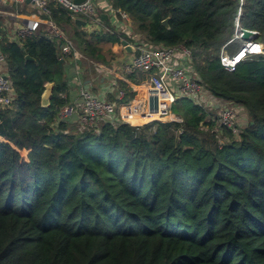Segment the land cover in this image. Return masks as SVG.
Listing matches in <instances>:
<instances>
[{
  "label": "trees",
  "instance_id": "obj_1",
  "mask_svg": "<svg viewBox=\"0 0 264 264\" xmlns=\"http://www.w3.org/2000/svg\"><path fill=\"white\" fill-rule=\"evenodd\" d=\"M101 1L110 11L98 7L94 19L109 31L119 11L132 36L188 49L204 89L243 108L246 125L238 120L234 135L179 99L172 112L181 122L81 129L58 119L69 103L64 41L46 24L18 41L0 28L3 71L15 91L0 110V264H264V58L233 72L219 64L238 0ZM49 10L43 19L65 33L82 63L108 64L102 43L129 41L122 30L87 33V22L76 23L55 0ZM239 25L264 43V0H244ZM126 77L138 85L144 74ZM115 83L125 92L120 102L133 98ZM45 84L53 87L42 109Z\"/></svg>",
  "mask_w": 264,
  "mask_h": 264
},
{
  "label": "built area",
  "instance_id": "obj_2",
  "mask_svg": "<svg viewBox=\"0 0 264 264\" xmlns=\"http://www.w3.org/2000/svg\"><path fill=\"white\" fill-rule=\"evenodd\" d=\"M20 6H28L32 9L29 17L22 16L26 21L23 26L13 31L11 40L32 35L36 31L42 17H49L50 0H3ZM64 6L70 13L72 19L84 17L86 21L85 30L91 34L109 31L96 22L95 0H83L79 4L72 0H55ZM244 0H238V8L234 18V32L231 39L227 41L219 52V64L223 70L233 72L236 67L246 60L255 57L264 58V43L251 39L241 41V30L239 20L242 16ZM120 16L117 23H129L128 16L117 11ZM20 18V16H13ZM43 23L52 29L53 36L64 41L61 46V55L69 58L76 53L75 45L51 20L44 19ZM247 30V29H246ZM112 32V31H109ZM113 33V32H112ZM130 44L133 49V57L122 66L127 75L144 74V79L139 81L133 91L136 97L127 102H119L124 98L125 92L117 90V101H109L104 96L93 94L85 88L79 90L77 102L68 103L58 113L61 121L70 120L75 117L81 129H98L100 125L109 123L116 125L124 122L130 126L133 119L153 118L160 122H181L179 117L172 114V107L179 99H187L208 113L207 120H216L217 126L228 129L234 135H238V117L243 108L228 102H222L214 98L203 85L193 71V55L183 45L174 47L153 46L146 43L141 36L133 35ZM240 42V45L232 51V46ZM6 58L0 52V110L9 108L15 99L13 83L3 71ZM143 90V93L141 92ZM152 120V121H153ZM151 121V122H152Z\"/></svg>",
  "mask_w": 264,
  "mask_h": 264
},
{
  "label": "crops",
  "instance_id": "obj_3",
  "mask_svg": "<svg viewBox=\"0 0 264 264\" xmlns=\"http://www.w3.org/2000/svg\"><path fill=\"white\" fill-rule=\"evenodd\" d=\"M94 3L96 6V11L99 8L103 10L107 9L108 11H110L108 5L104 1L95 0ZM24 7L32 11V9L26 5L20 6L11 2L0 0V17H1L0 28L9 40H11L12 38L13 31L16 28L22 27L23 23L26 22L21 19L22 16L29 17L32 14L31 12L28 13V15L26 14L19 15L17 13V10L23 9ZM13 9H15V11ZM13 16H20V18ZM43 20L44 19L42 17L41 19L42 22L40 24H44ZM74 20L82 21L83 25L85 24V22L80 17ZM116 21L119 22L118 20ZM127 24L129 23L127 22V23L115 24L113 22L112 27L115 29V32L113 34H115L116 36L120 34L121 32L120 30L125 32V34H127V37L129 38V41L126 43L130 45L133 42L132 39L133 36L131 33L132 28L129 27L130 25L127 26ZM122 43L120 45L102 43L101 45L102 54L104 56L105 61L108 64L90 62L89 60H88L89 64H86L84 62L82 63L80 60L84 59L83 55L80 52V50L77 49V47L75 46L76 53L74 54V56H77L80 59L78 60V58H71V59L69 58V60L63 66V70L66 74L69 103H74L78 101L79 90L81 87L85 88L86 90L90 91L93 94L104 96L109 101L118 100V96H117L118 88L116 87L115 81L123 82L124 84L128 85L132 89V91L134 90L133 87L134 88L136 87L135 84L127 80L126 77L127 74H125V72H123L122 70V66L126 64L129 60H131L134 52L131 54H127L123 49ZM105 46L107 47L104 48ZM141 92L143 93V90ZM113 95H115L117 100L111 99V96ZM135 97H136V92H134L133 98ZM243 114L244 112H240V115L238 117V120H240V124H243L241 122V120L244 119Z\"/></svg>",
  "mask_w": 264,
  "mask_h": 264
},
{
  "label": "water",
  "instance_id": "obj_4",
  "mask_svg": "<svg viewBox=\"0 0 264 264\" xmlns=\"http://www.w3.org/2000/svg\"><path fill=\"white\" fill-rule=\"evenodd\" d=\"M83 0H73V3L75 4H79L81 3ZM30 2V0H26V3L28 4ZM76 23H78L79 25H83L82 21L77 20ZM163 26H165L166 28H168V20H164L162 22ZM241 41H250L251 39H258V34L255 31H251V30H246V29H242L241 30V37H240ZM123 49L127 54H131L134 52V49L132 46H130L129 44H127L126 42H123ZM26 60H30V58L28 56H26ZM63 63V59H61L59 61V67L61 69ZM52 87L53 84H45L44 85V91L41 94L40 97V106L42 109H47L50 105V98L52 95Z\"/></svg>",
  "mask_w": 264,
  "mask_h": 264
},
{
  "label": "bare ground",
  "instance_id": "obj_5",
  "mask_svg": "<svg viewBox=\"0 0 264 264\" xmlns=\"http://www.w3.org/2000/svg\"><path fill=\"white\" fill-rule=\"evenodd\" d=\"M153 120V118L151 119V118H145V119H142V120H140V119H133V120H131V123H132V125H142V124H145V123H148V122H150V121H152Z\"/></svg>",
  "mask_w": 264,
  "mask_h": 264
},
{
  "label": "rangeland",
  "instance_id": "obj_6",
  "mask_svg": "<svg viewBox=\"0 0 264 264\" xmlns=\"http://www.w3.org/2000/svg\"><path fill=\"white\" fill-rule=\"evenodd\" d=\"M237 45H239V44H237ZM107 46H105L104 48H106ZM70 59L71 58H78V60L80 59L79 57H77V56H74V55H72L71 57H69ZM175 106V105H174ZM171 111H173V107H172V110ZM173 113V112H172ZM154 121V120H153ZM67 122H69V123H76V118L75 117H73V118H71L70 120H67ZM151 122V121H150ZM165 122H167V121H165ZM149 123V122H148ZM145 124H147V123H145ZM142 125H144V124H142ZM244 125H246V123L244 122L243 124H241V126H243L244 127ZM136 126H138V125H136Z\"/></svg>",
  "mask_w": 264,
  "mask_h": 264
},
{
  "label": "clouds",
  "instance_id": "obj_7",
  "mask_svg": "<svg viewBox=\"0 0 264 264\" xmlns=\"http://www.w3.org/2000/svg\"><path fill=\"white\" fill-rule=\"evenodd\" d=\"M173 114V113H172ZM174 115V114H173ZM175 116V115H174ZM153 122V121H152ZM150 123V122H149ZM138 126H140V125H138Z\"/></svg>",
  "mask_w": 264,
  "mask_h": 264
}]
</instances>
